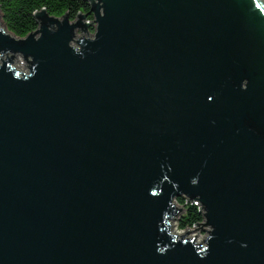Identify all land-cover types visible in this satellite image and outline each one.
<instances>
[{"label": "water", "instance_id": "95a60500", "mask_svg": "<svg viewBox=\"0 0 264 264\" xmlns=\"http://www.w3.org/2000/svg\"><path fill=\"white\" fill-rule=\"evenodd\" d=\"M85 1L0 21V264H264V0Z\"/></svg>", "mask_w": 264, "mask_h": 264}, {"label": "trees", "instance_id": "16d2710c", "mask_svg": "<svg viewBox=\"0 0 264 264\" xmlns=\"http://www.w3.org/2000/svg\"><path fill=\"white\" fill-rule=\"evenodd\" d=\"M42 10L51 17H68L73 21L78 14L87 15L90 7L85 0H0L2 24L7 32L20 39L38 28L35 14ZM87 20L91 21L92 16L89 15ZM178 201L185 210V214L178 221V229L183 231L203 222V215L197 206L186 200Z\"/></svg>", "mask_w": 264, "mask_h": 264}, {"label": "rangeland", "instance_id": "374dc122", "mask_svg": "<svg viewBox=\"0 0 264 264\" xmlns=\"http://www.w3.org/2000/svg\"><path fill=\"white\" fill-rule=\"evenodd\" d=\"M0 21H1V19H0ZM1 24H2V22H1ZM2 26H4V25L2 24ZM19 61L22 62V63H24L22 57L19 58ZM18 68H20V69L23 70V71H26V70H27L22 64H18ZM179 199H181V200H186V201H187V199H185L184 196H181V197H179L178 199H176L175 202H176V204H177V207H182V205L180 204V201H178ZM184 214H185V210H184V208H183V212L180 213V214L177 216V218H175V220L173 221V225H172V231L177 232L179 235L185 233V232L188 231V230H190V231H194V226L188 227V228H186V229L183 230V231L180 230V229H178V221H179V219H180ZM203 230L208 231L209 228H207L206 226H204V227H203ZM195 236H198L197 239H196V241H197L198 243H200V242L203 241V239H205V238L207 237V233H206L205 231H195V232H193V233L190 234V238H193V237H195Z\"/></svg>", "mask_w": 264, "mask_h": 264}, {"label": "built area", "instance_id": "2783aa9c", "mask_svg": "<svg viewBox=\"0 0 264 264\" xmlns=\"http://www.w3.org/2000/svg\"><path fill=\"white\" fill-rule=\"evenodd\" d=\"M194 206H197L196 204H193ZM198 207V206H197Z\"/></svg>", "mask_w": 264, "mask_h": 264}, {"label": "flooded vegetation", "instance_id": "af4514ba", "mask_svg": "<svg viewBox=\"0 0 264 264\" xmlns=\"http://www.w3.org/2000/svg\"><path fill=\"white\" fill-rule=\"evenodd\" d=\"M188 201V200H187ZM189 202V201H188ZM199 208V207H198ZM203 221H204V219H203Z\"/></svg>", "mask_w": 264, "mask_h": 264}]
</instances>
